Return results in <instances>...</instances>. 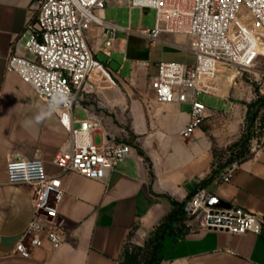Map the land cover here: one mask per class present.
Masks as SVG:
<instances>
[{
  "label": "crops",
  "instance_id": "0c3cea01",
  "mask_svg": "<svg viewBox=\"0 0 264 264\" xmlns=\"http://www.w3.org/2000/svg\"><path fill=\"white\" fill-rule=\"evenodd\" d=\"M35 2L0 0V264H122L129 245L145 248L173 204H188L197 193L264 218V145L227 174L215 177L204 132L181 138L190 122V111L182 110L186 105L157 104L151 91L149 106L133 118L132 154L105 179L60 172L53 161L68 147L57 114L17 74L6 71L12 43L24 31ZM127 4L128 0H122L95 11L117 28L110 57L106 56L104 29L91 28L88 40L96 58L102 53L111 61L114 53L122 54L123 62L131 63L129 78L134 74L152 78L161 63L194 64L191 39L186 36L163 34L151 43L140 36L141 30L131 27L130 19L124 25L120 14L132 11ZM154 49H158L156 53ZM188 55L194 60L186 61ZM123 69L121 64L117 73ZM95 77L96 85L106 80H100L97 70L91 79ZM86 112L99 133L117 142L115 135ZM36 156L48 175L59 177L62 183L63 199L55 226L61 243L55 247L41 234L40 247L31 248L30 257L23 258L15 248L33 219L30 190L9 185L6 166L9 159ZM159 258V264H264V230L243 235L201 228L175 230L163 239Z\"/></svg>",
  "mask_w": 264,
  "mask_h": 264
},
{
  "label": "built area",
  "instance_id": "2783aa9c",
  "mask_svg": "<svg viewBox=\"0 0 264 264\" xmlns=\"http://www.w3.org/2000/svg\"><path fill=\"white\" fill-rule=\"evenodd\" d=\"M122 0H36V9L22 34L12 43L6 71L19 76L34 93L57 114L67 133L65 151L56 154L53 164L60 172H71L101 181L133 152L127 143L110 141L102 135V145L94 144L97 124L79 120L74 109L84 93L94 86L92 74L109 81L110 74L98 62L89 44L93 26L104 29L105 48L110 57L117 28L95 15L110 4ZM128 8L155 11L153 30L142 29L140 36L151 43L162 34L182 35L191 39L193 65L161 63L151 78L150 89L157 104H180L190 107V122L181 132L189 139L210 115L197 101L201 94L218 97L217 74L221 67L251 68L256 60V37L264 36V0H128ZM252 20L251 35L238 23L242 9ZM241 20V19H240ZM243 22V21H242ZM244 23V22H243ZM26 56H29L26 57ZM111 83V82H110ZM7 182L28 188L33 219L22 234L15 252L30 257V249L41 245L40 235L59 246L56 232L58 206L63 199L59 177L49 176L38 156L33 159H9ZM209 198L195 194L187 204V213L197 219V228L226 231L232 235L261 234L262 215L243 209L213 210L206 207ZM28 242L29 246L25 245Z\"/></svg>",
  "mask_w": 264,
  "mask_h": 264
},
{
  "label": "rangeland",
  "instance_id": "374dc122",
  "mask_svg": "<svg viewBox=\"0 0 264 264\" xmlns=\"http://www.w3.org/2000/svg\"><path fill=\"white\" fill-rule=\"evenodd\" d=\"M155 16L153 10L145 12L134 9L131 13L128 10L123 11L120 19L124 20V25L126 20L130 19L131 27L140 31L153 29ZM240 19H238L239 24L252 27V20L245 8L242 9ZM247 26L244 27L245 32L251 35V30ZM262 36L263 34L259 32L256 37L258 44L255 52L258 57L251 68L221 67L217 74L218 97L204 94L198 96L197 101L207 109L210 117L195 132L202 130L209 141L213 155L212 172L218 170L220 174H227L264 145V39ZM186 38L190 40L189 37ZM157 50L154 49L153 53ZM188 57L186 61L194 60L193 55ZM96 59L108 69L112 83L105 80L94 86L92 90L88 88V92L84 93L77 102L74 115L79 120H88L86 110H89L107 132L115 135L117 143L132 145L133 118L143 108L149 106L152 100L151 78L135 74L129 78L131 63L123 62L122 54L114 53L112 60L109 61L102 53H98ZM121 64H124V69L118 74L117 70ZM91 81L96 85L98 79L95 77ZM182 110L189 112L190 107L186 105ZM102 139L101 133H96L93 138L94 144L100 147ZM197 223V219L187 213V205H184V214L176 224L175 230L189 231L197 228ZM127 251L129 255H138L140 264H145L143 253L137 246L129 245Z\"/></svg>",
  "mask_w": 264,
  "mask_h": 264
},
{
  "label": "trees",
  "instance_id": "16d2710c",
  "mask_svg": "<svg viewBox=\"0 0 264 264\" xmlns=\"http://www.w3.org/2000/svg\"><path fill=\"white\" fill-rule=\"evenodd\" d=\"M213 176H217L220 172L213 171ZM184 205L187 204H173V210L170 215L160 224L152 237L149 239L145 248L138 247V250L143 253L145 264H159L160 263V250L163 239L167 235H172L175 232V226L180 221L184 214ZM128 247L125 251L123 264H140L138 255H129ZM142 257V258H143Z\"/></svg>",
  "mask_w": 264,
  "mask_h": 264
},
{
  "label": "water",
  "instance_id": "95a60500",
  "mask_svg": "<svg viewBox=\"0 0 264 264\" xmlns=\"http://www.w3.org/2000/svg\"><path fill=\"white\" fill-rule=\"evenodd\" d=\"M206 207L213 210H231V206L227 204L226 202L216 198L212 197L208 200L206 203Z\"/></svg>",
  "mask_w": 264,
  "mask_h": 264
},
{
  "label": "bare ground",
  "instance_id": "6f19581e",
  "mask_svg": "<svg viewBox=\"0 0 264 264\" xmlns=\"http://www.w3.org/2000/svg\"><path fill=\"white\" fill-rule=\"evenodd\" d=\"M262 38L264 39V36H262Z\"/></svg>",
  "mask_w": 264,
  "mask_h": 264
},
{
  "label": "clouds",
  "instance_id": "9594fccd",
  "mask_svg": "<svg viewBox=\"0 0 264 264\" xmlns=\"http://www.w3.org/2000/svg\"><path fill=\"white\" fill-rule=\"evenodd\" d=\"M37 119H39V118H37Z\"/></svg>",
  "mask_w": 264,
  "mask_h": 264
}]
</instances>
